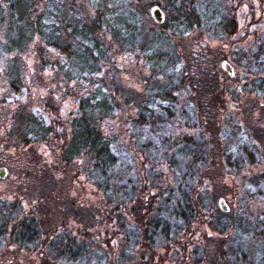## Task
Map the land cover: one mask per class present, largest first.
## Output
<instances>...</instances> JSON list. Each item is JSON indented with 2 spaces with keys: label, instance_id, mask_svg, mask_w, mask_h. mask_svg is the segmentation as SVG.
I'll list each match as a JSON object with an SVG mask.
<instances>
[{
  "label": "trees",
  "instance_id": "16d2710c",
  "mask_svg": "<svg viewBox=\"0 0 264 264\" xmlns=\"http://www.w3.org/2000/svg\"><path fill=\"white\" fill-rule=\"evenodd\" d=\"M205 2V12H202L201 5ZM213 2L137 0V4H134L131 0H97L96 12L89 18L83 13L84 7L79 11L74 4L66 5L63 0H0V28L5 27L9 19L20 25L19 29L13 30L10 23L7 32L0 30L5 35L1 37V48L4 51L16 50L18 54L32 51L42 73L53 64L60 69L66 64L71 68L66 79L82 80V72L90 77L99 70L100 63L107 61L109 46L98 32L108 28L127 51L145 53V64L148 63L154 72L152 77L161 76V79L153 82L148 79L149 96L137 102L138 116L125 120L127 140H123L118 132L103 134L99 127L118 107V101L114 100L112 94L108 95L101 78L98 81H94V78L89 80L96 88L93 90L91 87L89 97L79 95L77 114L68 122L66 131L61 122L44 116L48 102L51 103L53 99L51 93L46 91L39 96L42 102L45 101L38 108L39 133L62 141L57 150L67 162L83 153L88 155L91 166L87 179L101 192L106 210L104 222L110 224L105 235H108V239H117V247L113 251L111 245L105 242L108 239L100 237V240L98 235L92 233L91 221L95 218L94 214H90L91 221H88L83 232H79V236L56 231L52 240H46L40 251L46 258H40L41 263L43 259L47 264L69 259L73 260L72 264H94L91 260L96 257L100 264H241L244 261L251 264L249 258L254 260V256H259L260 252L262 255L264 198H261L263 206L260 212L254 217L250 212L246 213L249 203L245 196L239 197L237 206L228 207L226 211L221 210L219 204L217 206L216 200L223 184L219 183V186L217 178H224L225 173L240 171L244 162L253 163L263 159L264 130L259 126L261 121L264 122V101L262 106L255 102L259 116L249 115L256 122L255 126L250 127L249 142L237 143L231 152L230 144L237 142L234 138L238 134L237 129H231V133L224 135V144L218 139L220 133L229 127L226 122H217L224 113L220 103L225 91L218 77V61L223 56H218L203 44L189 48L188 44H183L184 57L176 49L177 45H181L175 42L177 35L187 34L190 29L198 28L203 20L213 18L216 8H220V4ZM108 3L111 6L108 7ZM153 5L162 10L164 20L162 23L150 22L156 26L151 27L148 31L150 34H147L144 21L146 12L142 10L150 9ZM115 18H118L119 24ZM222 26L220 23L217 28ZM228 26L231 27V23L225 28ZM169 31L171 34L167 33ZM253 46V53L249 52L251 58L247 55L246 59L236 53L237 65L247 67L245 77H252L243 82L244 90L252 86L261 88L258 77L264 72V40L256 38ZM56 49L63 62L59 59L60 62H52L51 51ZM16 59L8 66V86L20 91L23 81L21 72L14 66L18 63ZM195 63L198 64L197 69L193 68ZM98 83L100 87H96ZM187 109L200 117L197 118L198 123H206L208 133L205 141L199 140L197 144L184 136L185 129L192 126L186 123ZM175 123L179 125L176 129L180 135L173 132ZM210 133L215 136L214 140L208 137ZM197 137L203 138L205 134L200 133ZM158 146L163 148L160 161L152 160L151 153H156ZM176 151L182 154L189 151L191 158L180 178H159L161 174L153 177L156 173L154 161L160 165L166 164L170 169L173 165L170 158ZM119 152L129 154L132 164L121 166L116 155ZM216 155L225 158V161L217 159L211 167L210 160ZM136 156L141 157V168L135 165ZM217 164L224 172L216 171L215 177ZM95 171H99L98 178H93ZM256 177L253 180L255 184L264 182V174ZM220 199L225 201L224 198ZM51 202L54 208L56 198L47 199L45 204L48 206ZM50 213L54 218V213ZM34 217L29 215L28 220L10 232V237L40 244L43 232ZM197 230H201L202 239L208 240L204 246L199 247L195 243L198 240ZM238 238L245 239V243H240ZM251 241L259 245L255 246L256 252L250 250L253 247L250 246ZM25 247L33 249L32 245ZM244 247L247 248V260L242 253ZM127 250L129 252L126 253ZM134 258L136 260L132 262ZM31 264L36 263L32 260Z\"/></svg>",
  "mask_w": 264,
  "mask_h": 264
},
{
  "label": "rangeland",
  "instance_id": "374dc122",
  "mask_svg": "<svg viewBox=\"0 0 264 264\" xmlns=\"http://www.w3.org/2000/svg\"><path fill=\"white\" fill-rule=\"evenodd\" d=\"M63 1L66 5L68 3L74 4L79 11H81V7H84L82 8L83 13H86L89 18L96 12L97 0ZM131 1L134 4L135 2L137 4V0ZM214 1V4H220V8L218 9L215 7L217 10L213 15V18L210 21L203 20V22H200V26L198 28L190 29V32L187 34L177 35L175 42L181 44L177 45L176 49L179 54H183V57L185 56L184 53H186L184 46H182L183 44L185 46L188 44V48L190 46L195 47L199 44L208 45L207 47H210L218 56H223L222 58H219L218 61V77H220V85L225 91V94L223 95L224 97L220 103L222 104L224 113L221 111L222 115L219 116L220 120L217 122H226L230 128L226 127L225 130L220 133V137L218 139L222 144H224V135L231 133V129H237L238 134L236 133L234 135L237 142L230 144V150L232 152V148L235 149L237 147V143L247 144L249 142L248 134L251 133L250 127L255 126L256 124V122H254L249 115L253 117L259 116V109L257 108L255 102L261 103L262 106V102L264 101V89H262L264 87V72L260 73V76L258 77L261 82L260 89L252 86L245 88L244 90V87L242 86L243 82L250 80L252 77H245L244 70H246L247 67L238 66V63L235 61L237 58L236 53L239 55L242 54V56H245L246 59L247 55L249 56L250 53H253V43L256 41V38L264 40V0ZM39 4L42 6V3ZM205 4L206 2L201 5L202 12H205ZM107 6L109 7L111 4L108 3ZM142 11L146 12L147 18L146 16H143L145 17L144 21L148 32L151 27H155L156 25L151 24L155 23L150 16L149 7L147 9H143ZM115 19L116 23L119 24V21L117 20L118 18ZM9 20L5 22V25L3 24L5 27L2 26L0 30L7 32V30H9L8 27L10 23L13 30L19 29V24H15ZM220 23H222L223 26L218 29L217 26ZM230 23L231 27L228 26V28H225V26ZM167 33L171 34V31ZM147 34L150 33L148 32ZM2 35L5 36L0 31V42H2ZM98 35L109 46L106 53L107 61L104 62L103 60H100L99 62L103 61L104 63H100L101 65H99V70L91 74L90 77L85 72H82L83 79L79 81H70L66 79L69 74V70L71 69L70 66H67L66 64L62 69H60L56 64H53L49 70H45L42 73L39 69V65L35 63L36 58L32 51L19 54L16 50L10 49L9 51H4V49L1 48L2 43H0V118H6L8 126L5 127L9 129V122H12L10 118L15 112L18 114L20 112V115H18L19 126L22 118H24L26 114H39L38 108L43 106L45 103V101L42 102L39 96H41V94H45L46 91H49L51 96H53V99L51 103L50 101L48 102V110H46L44 113L45 115H43L45 117L48 115L49 119H56L62 123L65 131L68 130V122H70L71 118L75 117L77 114L76 111L79 95H86L89 97V90L93 86V83H89V80L94 78V81H98V78H101L105 84L103 87L108 91V95L111 96L112 94L115 97L114 100L118 101V107L112 116H108L100 123L99 127L103 134L118 132L123 140H127L128 132L126 131L127 124L125 123V120H132L138 116L139 111L136 107L137 102H141L144 98L149 96L148 93L150 90L148 86L150 83L148 79H151L153 82L161 79V76L158 75L152 77L154 72L151 70L148 63L145 64V53L142 54L139 51H127L122 45H119L118 41L113 37L108 28L104 31L100 30ZM51 54L52 62H57L60 58V53H57V49L52 50ZM15 58H17L16 60H18V63L14 66L21 72V82L23 81L22 89L18 93L11 91L12 89L10 90V87L8 86L9 77L7 75L8 66H10L11 62L15 61ZM223 60H227V62L232 65V76H229L228 73L221 68V62ZM60 61L63 62L64 60L62 59ZM193 68L197 69L198 64H193ZM98 86L99 83L96 87ZM93 88V90H96L95 85ZM100 92H102L101 89ZM97 95L99 96L100 93ZM187 108H189L188 105ZM189 109L186 111V123L188 126H192L185 129L186 134L184 136L188 139L191 138L193 142L198 144L199 140L205 141L207 139L206 133L208 132L205 130V128H207L206 123H198L197 118L200 117L195 116L194 112ZM97 115L98 114H95V116ZM160 124L161 123L158 125L160 126ZM181 125L183 124L181 123ZM178 126V123H175L173 132L174 134L180 135L179 131H177L178 129H176ZM259 128L264 130L263 121L260 122ZM200 133L205 134V137H197ZM208 137L211 140H214L215 138V136L211 133L208 134ZM38 138V158L40 160L39 168L43 167L45 169L42 173L40 170L37 177L35 176L36 178L41 177L40 179H35L36 182L32 178L31 174L27 176L28 180H26V178L22 179L23 188L22 191L18 193L16 198L22 200V216L26 215V217H28L29 215L34 214L38 217L39 226H41V230L43 232L40 240L43 241L40 244H37L39 242L31 244L33 249H28V253L23 250L19 251L18 248H14V250L10 252V250H8L9 244H7L6 251L9 256H12V259L0 262V264H31L32 260H34L36 264H40V258H46L45 254H40L43 243L48 239L52 240L56 231L57 233L62 231L64 233L69 232L79 236V232H83L85 227L87 228L86 225L88 221H91L90 214H94L95 218L91 221L93 226L92 233L98 235L99 239L100 237H104V240L108 239V235H105V230L109 229L110 224L104 222L105 219L103 216L106 214V210L105 203L102 200V194L97 189L96 185L87 179L89 178V167L91 166V161L88 159V155L83 153L80 156L74 157L70 162H67L61 152H54L53 149L49 150V142L54 141L56 148H58L62 145L61 140L57 141L56 139L55 141L53 140V137L47 138L45 135L41 136V132L39 133ZM231 139L232 138L230 137L229 140ZM7 141L16 142L14 136ZM157 149L156 153H151L153 156L151 159L153 160L155 158L156 161H160L163 148L158 146ZM118 154L116 155L119 157V163L121 166L132 164L130 162L131 159L129 154V156L122 152H119ZM189 154V151H187V153L184 152L183 154L178 151L173 153L170 158L173 165L170 169L166 166V164L160 165L154 161V169L156 173L153 177L161 174V177L159 178L164 177L169 178V180L174 178L179 179L185 166L190 164L191 158ZM31 155H29L30 159L32 158ZM138 156H136L135 165L137 168H141V157ZM217 159L223 161L225 158L223 159L217 155L214 158H211V167H213L212 163L216 162ZM42 160L47 163H43ZM49 163L52 164L48 165ZM143 163L145 165V162ZM244 163L245 165L240 169V171L236 173H225L224 178H217L218 185L219 183L223 184L222 187L219 185L221 191L217 193L218 197L216 204L218 206V200L220 198H224L225 201H223L225 205L230 209L231 207L237 206L239 203V197L242 198L245 196L249 203L248 211L246 213L250 212L252 214L251 217H254L258 212H260V207L263 206L261 198H264V182H258L255 184L253 180L254 178H257L256 176L261 175V173L264 174V155L262 161ZM48 166L52 168L54 167V170L51 173L47 172L46 167ZM214 170V174L216 171H218V173L223 171L219 164H217ZM51 174H53V177L49 176ZM93 174H95L93 178H98L100 176L99 171H95ZM216 175L217 173L215 174V177ZM48 178L53 179L49 180ZM51 182H53L52 185ZM255 182H257V180ZM214 189L217 191L215 184ZM15 192L16 190H13V192L9 191L7 193V197L11 196ZM52 198H56L57 200L54 208L52 206L53 202L52 204H48V206L45 204L47 199L50 200ZM46 207H50L51 211L54 213V218L52 213H50ZM59 209H62V211H59ZM17 217H20V215H8V218L11 219ZM245 217L248 218L247 215ZM196 237L198 238L195 242L197 246L201 247L207 244L208 240L206 241L205 239H202L201 230H197ZM238 241L240 243H245V239L238 238ZM253 241L257 242L254 239ZM253 241H251L250 246L253 247L250 250L256 252L255 246L259 245L258 243L254 244L255 242ZM105 242L111 245L113 251L117 247V239H108V241ZM57 243L58 241H56V244ZM127 252H129V250H127L126 253ZM248 256L252 255L248 254ZM44 260L45 259H43L41 264H47V261ZM98 260L99 259L95 257L92 258L91 261H93L94 264H100L101 262H98ZM135 260L136 258L131 261L135 262ZM249 260H251V264H264V249L262 255L259 253V256H254V260L252 258H249ZM58 261L59 262H56V264H72L71 261L73 260L59 259ZM73 264H75V262Z\"/></svg>",
  "mask_w": 264,
  "mask_h": 264
},
{
  "label": "flooded vegetation",
  "instance_id": "af4514ba",
  "mask_svg": "<svg viewBox=\"0 0 264 264\" xmlns=\"http://www.w3.org/2000/svg\"><path fill=\"white\" fill-rule=\"evenodd\" d=\"M21 89L22 87L20 88V91ZM11 91H14L15 93L19 92L13 89ZM18 115H20V112L19 114L15 112L14 115L11 116L10 120H12V122H9V129L5 127L8 126L6 118H0V262L9 261L12 259V256L7 254V244H9L8 250H10V252L13 251L14 248H18L19 251L23 250L28 253V248L25 246L31 245V241L23 242L19 239L14 240V238L10 237V232L13 229L20 227L19 224L24 222V220H28L26 215L22 216V200L16 197L18 196V193L22 191V179L26 178V180H28L27 176L31 174L32 178L36 182L37 179L41 178H36L38 172L41 170L40 172L42 173V171L45 169L43 167L39 168V114H34L35 116L33 114H26V116L22 118L20 126L18 122ZM13 136L16 142L7 141ZM49 144V150L53 149L54 152H60V150H57L54 141L49 142ZM29 155H31V159L29 158ZM43 163L47 162L43 161ZM51 164L52 163H49L48 165ZM46 169L48 173H51L54 170V167L52 168L48 166ZM49 176L53 177V174ZM48 179L50 180L53 178ZM52 183L53 182H51V185ZM13 190H16V192L7 197V193L9 191L13 192ZM48 210L49 212H52L50 207ZM13 214L20 215V217L13 219L8 218V215ZM32 216H35L34 218L39 222V219L36 215L33 214ZM246 250V247H244L242 253L245 254L244 258L247 260ZM241 264H247V262L244 261Z\"/></svg>",
  "mask_w": 264,
  "mask_h": 264
},
{
  "label": "water",
  "instance_id": "95a60500",
  "mask_svg": "<svg viewBox=\"0 0 264 264\" xmlns=\"http://www.w3.org/2000/svg\"><path fill=\"white\" fill-rule=\"evenodd\" d=\"M150 15L152 17V19L157 22V23H161L163 21L164 15L161 11V9L159 8V6L157 5H153L150 9ZM221 67L224 71H226L230 76L233 75V68L230 65L229 62H227L226 60L221 62ZM219 208L221 210L226 211L227 207L225 205V203L223 202V200H219Z\"/></svg>",
  "mask_w": 264,
  "mask_h": 264
}]
</instances>
